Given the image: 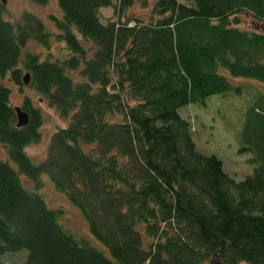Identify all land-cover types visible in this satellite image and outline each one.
<instances>
[{"label":"trees","instance_id":"1","mask_svg":"<svg viewBox=\"0 0 264 264\" xmlns=\"http://www.w3.org/2000/svg\"><path fill=\"white\" fill-rule=\"evenodd\" d=\"M43 7L50 0H27ZM135 0H58L55 31L35 14L7 19L0 1V257L23 264H264V92L241 131L253 174L231 180L222 160L196 149L179 111L233 90L228 76L264 84V0H156L148 24L125 20ZM115 19L104 22L101 10ZM36 42L47 55L24 54ZM60 44L66 55L54 57ZM23 73L28 75L24 83ZM225 73V74H224ZM15 84L29 115L18 127ZM37 93L69 124L42 163ZM242 94L243 87L236 88ZM21 175L33 185L28 190ZM47 176L79 210L88 235L40 194ZM0 264H7L0 261Z\"/></svg>","mask_w":264,"mask_h":264},{"label":"rangeland","instance_id":"2","mask_svg":"<svg viewBox=\"0 0 264 264\" xmlns=\"http://www.w3.org/2000/svg\"><path fill=\"white\" fill-rule=\"evenodd\" d=\"M156 0H135V5L128 10L125 14V20H133L131 22L134 25L140 21L142 24H148L149 19L153 14L154 2ZM178 2H184V0H177ZM8 15L7 19L16 21V19L22 15L23 12H29L35 14L39 19L44 20L48 28L55 31L53 25L49 21L50 15H56L61 17L62 12L58 4V0H50V2L43 6H37L31 4L27 0H11L7 4ZM104 22L107 19H115L113 16V9L107 8L101 10ZM240 20L237 26L241 30H251L254 32H263L264 27L256 25L248 15H239ZM60 44L52 46V52L54 57L62 58L65 51L61 49ZM24 54L30 52H37L41 54V58L44 60L47 50H44L35 41H30L28 46L24 49ZM27 73H23L25 78ZM225 74V73H224ZM228 76L233 90L227 94H217L207 99L205 105H189L179 111L181 117L186 119L191 124L192 138L195 142L196 149L206 156L214 155L219 160L223 161L224 170L230 179L236 182H242L247 176L253 174L255 164L251 163L253 154L240 153L243 145L241 142V131L247 118L246 114L253 106L254 96L257 91L264 92V84L257 83L254 80H246L243 78L235 79L229 74ZM5 84L11 90V105L21 107L24 100L23 95L19 93L17 86L5 80ZM243 87L242 94L236 92V88ZM25 94L29 95L36 107L40 108L45 115L46 123L41 129L42 140L37 145L29 146L27 154L35 160V163L39 164L47 159V152L49 144L51 142L53 134L59 128H66L67 124L61 119L60 115L56 111L49 107L44 99L37 93L25 91ZM0 161L9 162L14 169L18 171L16 166L8 159L6 150L0 145ZM45 180V187L40 194L43 195L51 209L64 210L63 223L65 226L79 234H87V225L78 209L72 207L66 199V197L56 191L52 182L47 176H43ZM23 185L26 189L34 190L33 185L29 183V180L21 175ZM24 253H12L6 254L0 257V261L7 264H23L26 259V251Z\"/></svg>","mask_w":264,"mask_h":264},{"label":"water","instance_id":"3","mask_svg":"<svg viewBox=\"0 0 264 264\" xmlns=\"http://www.w3.org/2000/svg\"><path fill=\"white\" fill-rule=\"evenodd\" d=\"M4 6H7V4L11 1V0H0ZM28 75L25 76L24 79V83L29 84L28 83ZM16 113L18 116V123L17 126L18 127H26L28 122H29V115H27V113H24L20 107H16Z\"/></svg>","mask_w":264,"mask_h":264}]
</instances>
